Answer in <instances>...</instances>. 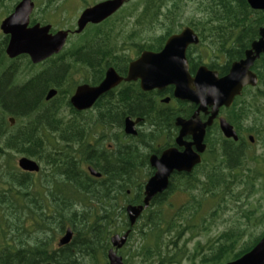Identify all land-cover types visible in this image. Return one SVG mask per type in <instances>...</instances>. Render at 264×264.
<instances>
[{
  "label": "trees",
  "instance_id": "16d2710c",
  "mask_svg": "<svg viewBox=\"0 0 264 264\" xmlns=\"http://www.w3.org/2000/svg\"><path fill=\"white\" fill-rule=\"evenodd\" d=\"M7 1L5 14L9 15L19 0H0V4ZM187 1L133 0L114 17H120L121 22L133 18L140 24L153 23L155 35L146 48L152 51L161 49L166 38L183 26L192 25V20L213 41L233 37L244 49L257 29L264 27V12L252 10L247 0H193L197 1L194 8L197 5L201 13L183 22ZM115 22L108 24L107 20L104 28L98 25L85 30L78 37L79 43L66 48L42 71L33 72L35 67L22 57L23 67L32 72L22 83L13 80V71L3 68L8 63L4 53L7 39H0V264H108L110 237L129 228L125 205L142 203L145 179L150 175L147 155L133 139L120 145L110 137L107 130L119 134L124 122L121 116H109L119 110L111 105V99L99 104V117H69V98L79 82L73 81L68 65L73 57L80 58L83 48L106 44L107 66L121 71ZM220 57L225 60L221 65ZM241 58L243 53L239 51L206 55L199 64L223 73ZM103 64L93 65V79L85 83L95 84L101 79ZM253 71L258 77L257 86L236 97L232 107L222 111L235 127L238 141L224 138L218 128L211 129L202 162L190 174L171 179L168 189L153 199L132 227L127 243L119 250L125 264H226L249 252L264 235V228L257 233L248 230L249 226H258L251 220L255 208L250 207L249 199L256 193L264 165V155L249 159L248 153L256 142L264 151L262 59L255 62ZM51 89L57 94L46 101ZM121 101L122 110H126L131 102L125 95ZM193 109L185 105L177 115L189 117ZM147 121L159 129L173 126V118L168 116ZM244 133L252 136L253 144L245 141ZM89 136L96 143L90 144ZM109 143L113 150L106 146ZM17 156L37 161L40 171H21L15 162ZM86 166L101 177L90 176ZM176 191L187 195L177 207L170 202ZM233 206L249 226L232 224L205 242L196 240L192 249L188 247L217 228ZM67 227L74 233L71 242L52 249L55 238ZM132 240L134 243L129 244Z\"/></svg>",
  "mask_w": 264,
  "mask_h": 264
},
{
  "label": "water",
  "instance_id": "95a60500",
  "mask_svg": "<svg viewBox=\"0 0 264 264\" xmlns=\"http://www.w3.org/2000/svg\"><path fill=\"white\" fill-rule=\"evenodd\" d=\"M127 1L131 0H104L84 9L76 20L74 33L80 34L88 24H99L108 19ZM247 3L253 10L264 11V0H247ZM33 9V0H19L13 11L0 22V31L9 37L5 49L9 58L24 54L33 64H39L63 50L68 32L57 31L51 34L49 25L35 24L29 27ZM259 33L260 39L252 43L251 48L246 51L242 59L231 63L228 73L222 77L205 66L199 67L194 77L190 75L185 55L186 49L190 44H197L198 38L191 28H185L180 33L170 36L161 51L141 53L139 58L129 64L126 77H119L113 68H109L98 86L80 85L77 87L69 102L78 111L89 109L100 96L119 85L121 81L138 80L140 88L144 92L154 89L161 90L171 85L174 87L175 98L197 106L189 119L178 118L176 120V126L180 128L176 139L177 144H181L182 137H191V141L184 144V151L178 152L172 148L164 151L159 158L155 156L150 158L149 164L155 169V173L145 183L142 204H128L125 207L130 228L121 235L114 234L110 237L111 249L107 251L108 264H125L118 251L127 243L131 228L136 224L143 211L149 207L153 198L167 190L171 174L174 172L189 174L195 166L201 163V155L205 151V130L211 126L219 109L229 108L235 97L240 96L243 88L255 87L258 84V77L252 68L260 54L264 61V28H261ZM56 94L57 91L51 89L45 100H51ZM200 113L210 114L206 122L201 121ZM140 121L139 119L132 121L130 118H126L124 121L125 134L136 135L135 125ZM10 122L12 125L14 124L13 119H10ZM219 128L224 138L238 140L233 127L225 119L219 120ZM249 140L252 142L253 138L249 137ZM17 166L26 173L40 171L39 163L25 156L17 160ZM87 170L94 177L101 176L91 167ZM72 237L73 231L68 228L58 240V246L68 245ZM226 264H264V235L249 252Z\"/></svg>",
  "mask_w": 264,
  "mask_h": 264
},
{
  "label": "flooded vegetation",
  "instance_id": "af4514ba",
  "mask_svg": "<svg viewBox=\"0 0 264 264\" xmlns=\"http://www.w3.org/2000/svg\"><path fill=\"white\" fill-rule=\"evenodd\" d=\"M38 1L39 0H33L34 9L32 11V14L30 15L29 27L33 26L35 24H39L40 26L49 25V26H51V29H50L51 34H54L57 31H67L68 37H67L65 46L63 47V50L61 52H63L66 48L71 47V46L79 43L80 39L78 37L87 29L90 30L93 27H96L98 25H102V27L103 26L106 27L108 24H110V21H112V22L116 21L115 22L116 23L115 28L119 29L118 34H117V38H116V44H117L116 56H120L118 61L121 62V65H120L121 71H120V69H116L113 66H107V63H106L107 62V57H106L107 50L104 49V46L106 44L102 43L100 45H96L95 47H94L95 44H92L90 46L87 45L85 48H83L82 53H81L82 55L80 56V58L78 59V58L73 57L71 59V62L68 65V73H70V75L72 76L73 81L75 83L79 82L78 84L76 83V86H75L70 98L73 96L77 87L80 85H88L90 87L98 86L102 82V80L104 79L106 71L109 68H113L119 77H121V78L126 77L129 64L132 61L139 58L141 53H143L145 51H151V52L161 51L166 40L170 36L180 33L185 28H191L198 38V43L197 44H190L187 47L186 54H185L186 59L188 61L189 72H190V75L192 77H194L195 72L197 71V69L199 67L205 66L206 68H208L204 64H199V63H201V60L203 57L202 55H204V54L205 55H226L227 53L239 51V52L243 53V57H244L246 51L251 48L252 43L255 41H258L260 39L259 31L261 28H264V27H259L257 29V32L255 33L253 38L248 40L247 48L244 49V48H240L237 46V43L235 42L236 40L233 37L223 38V39L221 38V39H217V40L213 41L212 38H210L209 36H206L201 31L203 29H200V27L197 25L196 21L194 22V20H192V23H193V24L191 23L192 25L183 26L180 31H178L177 33H174V34H172L166 38L161 49H159L157 51H152V50H148L146 48L152 42L154 35H155L153 23L151 25L150 24L145 25V22H143L144 24H140L139 20L133 19V18L131 19V21H128L129 19H122L123 22H121L120 17H114V15L117 12H119L125 6V4L129 1H127L114 15H112L108 19L104 20L103 22H101L99 24H88L86 26V28L83 30V32H81L80 34L74 33V31L76 29V22L74 24L73 23L67 24V25L62 26L61 28L56 29L54 27L55 25L48 21V12H46L43 7L39 6ZM102 1H104V0H101L100 2H102ZM131 1H133V0H131ZM193 2H194L193 0L185 2V4H186L185 8L187 6H189L188 4H192ZM195 3H197V1ZM192 7H193V9H192L191 15H197L198 16L199 13H201L200 8L196 9L197 5L195 8H194V5H192ZM38 8L40 9V11H39L38 15L35 16V13L37 12ZM254 11H259V10H254ZM259 12H264V11H259ZM33 19H35V21H33ZM107 20L109 21V23L106 25H103L104 22ZM127 23L129 25V27H128L129 30H125V28H124ZM146 30L148 31V33L145 32ZM144 33L146 34V36H142V34H144ZM3 37H5L7 39V42L5 45V49H6L9 37L6 35H3L1 32L0 39H2ZM5 49H4V53H5ZM110 50H115V49L111 48ZM60 53L57 55H53V56L49 57L48 59L44 60L43 62H41L39 64H33L30 61L29 57L27 55H24V54L19 55L15 58L11 59L5 53L6 59L8 60L7 61L8 63L6 65H3V68H5L9 71H13V72H11L13 75V80L18 82V83H22L25 80H27V78L24 80H21L19 78V76L17 75L19 73L20 68H21V66L17 65V63L25 60V59H22V57L28 58L29 61L31 62V64L35 68H37L39 71H42L45 67L49 66V62L51 60H55L56 57L58 55H60ZM97 53H98V56H101V58H99L98 56L96 58H92L94 56V54H97ZM81 59H83L85 62L84 63L78 62V60H81ZM260 59L263 60L262 54H260L259 58L256 61H259ZM218 62H219L218 64L221 65L225 62V60L223 57H220L218 59ZM102 63H104L103 65L105 67H104V72L102 74V77H101V74H99L101 79L99 81H97L95 84L85 83L86 80L90 81L89 78L92 76V68L94 67L93 65L101 66ZM263 64H264V61H263ZM22 66H23V63H22ZM77 67H79L81 69V71L79 73H77V71H78ZM124 68H125V70H122ZM229 68L227 69L226 72H223V73L219 72L218 70H215V69H209V68L208 69L217 72L218 76L222 77L228 73ZM252 70H253V68H252ZM255 87L247 86V87L243 88L240 96H242V94L244 92H246L248 89L255 88ZM133 91H136V93L134 94V98L131 99L130 95L132 94ZM116 94L118 97L116 98V101H114V97ZM124 95L126 97V100L131 102L126 110H122L123 105H122L121 97ZM240 96H238V97H240ZM70 98H69V100H70ZM107 99H111V101H110L111 105H116V107L119 109L118 112H116V113H112L110 115L108 113L109 116H114V117H118V116L120 117L121 116V118H123L124 121L126 118H130L132 121H136L138 119L141 120L138 124L135 125L136 135H134V136L125 134L124 122H123V128H122L121 133L118 132L119 134H117V132L114 129H110L107 131L109 132L110 137H115L117 140V143H119L120 145H122L125 142L126 143L130 142V141H132V139L135 140V143H137L138 146L140 147V149H142L144 151V153L147 155V164H148V167L150 169V175H149V177H147L145 179V183L155 173V169H153L149 164V160L152 156L159 158L164 151L172 149V148L176 149L178 152H183L184 148H185L184 144H187L188 142L191 141L190 136H184V137H182L181 144H177L176 139L179 135L180 128L178 126H176V120L178 118H181L184 120L189 119L193 115L195 110L197 109V106H195L194 104H191L187 101H182V100L175 98L174 87L171 85L166 86L165 88H163L161 90L154 89L151 91L144 92L140 88V81L139 80L138 81H131V82L121 81L119 85H117L116 87H114L110 91H108L107 93L100 96L89 109L78 111L75 108H73L70 104L69 117L70 118L78 117V118H85V119L99 117L101 115V113H100V109L98 108V106L100 103L103 102L102 100H107ZM145 102H147V103H145ZM104 103L105 102H103V104ZM188 104L192 105L194 108L192 114L189 117L188 116L182 117V116L177 115L183 109V106L188 105ZM231 107H232V105L229 108H224V107L220 108L218 115L213 120L211 126L206 128L205 136H204L205 151L201 155V162H202L204 155L207 151L208 140L212 135L211 129H213V128L217 129L218 128V130L220 131L219 120L221 118L225 119L230 124L227 116L225 115L226 113H223L222 111L230 109ZM170 109H172L173 111H171ZM208 111H210V108H208ZM209 115H210L209 113H207V114L200 113L199 116H200V119L202 122H206L209 118ZM164 116H168V118H173V126L171 128H166V129L160 128L159 129L147 121V120H150L152 118L164 117ZM230 125L233 127L234 131L236 132V134L238 136V133H237L235 127L232 124H230ZM84 132H88V130L87 131L84 130ZM220 133H221V131H220ZM243 137L246 141L247 139L249 140V137H252V136L249 133H244ZM87 139L90 140V144H92V145L94 143H96V141L93 137L89 136V137H87ZM123 139H124V141H123ZM250 144H253V142L250 141ZM106 146L108 147L109 150H113V144L109 143ZM89 167L90 166H86L87 169ZM182 174H188V173H186V172H174L173 174H171V176L169 178V184H170L171 179H173L176 176L182 175ZM90 176H92V175L90 174ZM92 177H94V176H92ZM94 178H97V177H94ZM169 184H168V187H169ZM144 186H145V184H144ZM168 187H167V189H168ZM180 193H183L186 195L185 192H180ZM159 195H161V194H159ZM143 198H144V187H143ZM155 198H153V199H155ZM151 202H150V204H151ZM140 204H142V203H140ZM127 205L128 204H126L125 207ZM131 205H133V204H131ZM136 205H139V204H136ZM125 207H124V211H125ZM64 211H66V210H64ZM68 228L71 229L70 227H67L65 229V231ZM131 230H132V228H131ZM64 233L61 234L60 236H63ZM123 233H121V234H123ZM73 235H74V233H73ZM58 248H59V246L56 248V250ZM118 254H119V251H118ZM50 263H52V262H50Z\"/></svg>",
  "mask_w": 264,
  "mask_h": 264
},
{
  "label": "rangeland",
  "instance_id": "374dc122",
  "mask_svg": "<svg viewBox=\"0 0 264 264\" xmlns=\"http://www.w3.org/2000/svg\"><path fill=\"white\" fill-rule=\"evenodd\" d=\"M101 0H54V3L49 4L48 0H39V6L43 7L45 9L46 12H48V21L52 24H54L53 26L58 29L61 28L64 25L67 24H71V23H75L77 18L79 17V15L81 14V12L90 7L93 6L94 4L100 2ZM137 1V0H136ZM8 5V1L4 2V5L0 4V22L8 15L5 14V8ZM189 6H187L184 11H182V17L181 20L183 22H185V20L191 15L192 12V5H195V1L192 4H188ZM40 9L38 8L37 12L35 13V16L38 15ZM129 25L128 23L126 24V26L124 27L125 30H129ZM145 32L148 33V31L146 30ZM0 36H1V32H0ZM142 36H146V34H142ZM73 41V40H72ZM202 56H206L205 54ZM204 59V58H203ZM205 61V59H204ZM22 63H24V61H20L19 63H17V65L21 66L19 73L17 74L19 76V78L21 80H24L28 77V75H30L31 73L29 71L26 70L25 67L22 66ZM38 69L35 68L33 70L37 71ZM77 73H79L81 71V69L79 67H77ZM30 73V74H29ZM249 153V159L254 156H262L264 155V151L261 148V145L259 143H255L250 150L248 151ZM20 158V156L16 157L15 162L17 164V160ZM40 165V164H39ZM41 167V165H40ZM263 175L262 177L258 180L257 182V186H256V193L250 197L249 202H250V207L255 208L254 211V216L251 217V220H254L255 223L258 224V226L254 227H250L246 221L245 218L241 217V212H239V210H237L236 207H232L233 209L231 211H228L226 214H224L222 216V218L220 219L221 224L217 227V228H213L212 231L206 235H202L199 238L193 240L192 242H190V244L188 245V247L190 249H192L193 244L196 240H200L202 242H205L208 238L216 236L221 230H223L225 227L230 226L232 224L234 225H239L240 227H244L246 225L249 226L248 230L249 232H251L250 230L254 231L253 233H257L258 231H260L262 228H264V165H263ZM187 200V195L180 193V192H175L173 194H171L170 196V202L174 205V206H179L181 204H183L185 201ZM62 236H57L53 242L52 245V249H56L58 246V240L61 238ZM134 243L133 240L129 243L132 244ZM187 264V263H185Z\"/></svg>",
  "mask_w": 264,
  "mask_h": 264
}]
</instances>
